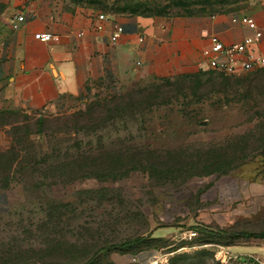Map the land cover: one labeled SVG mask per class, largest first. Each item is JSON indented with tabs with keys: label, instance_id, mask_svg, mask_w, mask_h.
I'll list each match as a JSON object with an SVG mask.
<instances>
[{
	"label": "rangeland",
	"instance_id": "obj_1",
	"mask_svg": "<svg viewBox=\"0 0 264 264\" xmlns=\"http://www.w3.org/2000/svg\"><path fill=\"white\" fill-rule=\"evenodd\" d=\"M62 1L168 18L244 13L253 0ZM2 113L0 264L264 259V66H197L40 117Z\"/></svg>",
	"mask_w": 264,
	"mask_h": 264
},
{
	"label": "crops",
	"instance_id": "obj_2",
	"mask_svg": "<svg viewBox=\"0 0 264 264\" xmlns=\"http://www.w3.org/2000/svg\"><path fill=\"white\" fill-rule=\"evenodd\" d=\"M17 14L22 21L15 20ZM242 14L264 28V0H253ZM230 15L157 18L62 0H0V110L40 117L131 80L152 81L200 67L209 35L224 44L252 35L245 25L231 23ZM113 24L122 29L114 41ZM37 33L50 39L40 41ZM253 47L264 55V33Z\"/></svg>",
	"mask_w": 264,
	"mask_h": 264
},
{
	"label": "built area",
	"instance_id": "obj_3",
	"mask_svg": "<svg viewBox=\"0 0 264 264\" xmlns=\"http://www.w3.org/2000/svg\"><path fill=\"white\" fill-rule=\"evenodd\" d=\"M97 18L102 19L103 15L98 14ZM15 20L22 21L23 16L17 14ZM229 20L231 23L242 24L253 30L252 35L238 42L227 44L222 43L216 36L209 35L207 45L200 51V67L224 75L244 74L262 68L264 66V55L258 54L253 46L261 38L264 28H257L252 18L242 13L231 14ZM95 28L100 29V26L97 25ZM121 31L119 25L113 24L110 39L114 41ZM34 38L47 41L50 36L48 33H37L34 34ZM138 39L141 41L140 37ZM233 257L236 259V264H264V259L255 253H236ZM237 259L239 262H237Z\"/></svg>",
	"mask_w": 264,
	"mask_h": 264
},
{
	"label": "trees",
	"instance_id": "obj_4",
	"mask_svg": "<svg viewBox=\"0 0 264 264\" xmlns=\"http://www.w3.org/2000/svg\"><path fill=\"white\" fill-rule=\"evenodd\" d=\"M159 79V78H158ZM14 110H0V114H4L2 112H13Z\"/></svg>",
	"mask_w": 264,
	"mask_h": 264
}]
</instances>
